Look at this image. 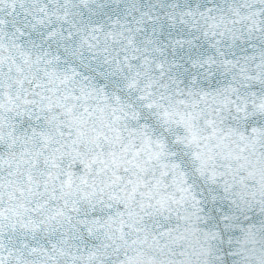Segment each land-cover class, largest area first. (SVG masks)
I'll return each mask as SVG.
<instances>
[{"label":"snow or ice","instance_id":"snow-or-ice-1","mask_svg":"<svg viewBox=\"0 0 264 264\" xmlns=\"http://www.w3.org/2000/svg\"><path fill=\"white\" fill-rule=\"evenodd\" d=\"M0 264H264V0H0Z\"/></svg>","mask_w":264,"mask_h":264}]
</instances>
